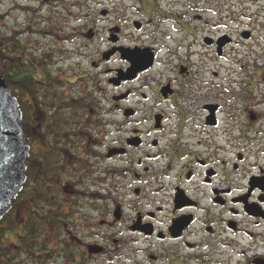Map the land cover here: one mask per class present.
Wrapping results in <instances>:
<instances>
[{
    "label": "flooded vegetation",
    "instance_id": "1",
    "mask_svg": "<svg viewBox=\"0 0 264 264\" xmlns=\"http://www.w3.org/2000/svg\"><path fill=\"white\" fill-rule=\"evenodd\" d=\"M6 1L0 76L28 156L0 264H264V122L191 100L204 62L188 40L218 0L79 3L54 34L61 60L21 38Z\"/></svg>",
    "mask_w": 264,
    "mask_h": 264
},
{
    "label": "rangeland",
    "instance_id": "2",
    "mask_svg": "<svg viewBox=\"0 0 264 264\" xmlns=\"http://www.w3.org/2000/svg\"><path fill=\"white\" fill-rule=\"evenodd\" d=\"M13 1L16 4L6 1L3 11L9 12L12 20L20 19V31L25 32L29 27L30 32L21 38L28 39L30 44L38 43L42 52L50 58L61 60L63 54L57 50L64 48L66 51L68 45L62 46L55 40L54 34L61 33L65 25L63 21L72 7L88 0ZM203 5L205 8L212 4L204 0ZM15 6L23 8L19 10ZM214 8L217 10L214 14H204L209 21V25H203L205 31H198L193 42L188 40L189 44H194L192 51L204 62L197 63V67L193 68L201 91L197 93L194 89L192 95L190 92L191 100H217L222 103L224 107L219 115L222 123L225 107H231L237 115L231 111L230 125H235L236 116V124L240 122L238 114L243 107L242 114L250 117L251 112L255 118L258 117L250 123L255 128L264 122V0H218L214 2ZM76 16H83L80 8ZM35 31L44 33H31ZM207 37L228 40L224 60L217 59L216 47L211 48L204 43ZM213 72L217 73V78L212 77Z\"/></svg>",
    "mask_w": 264,
    "mask_h": 264
},
{
    "label": "water",
    "instance_id": "3",
    "mask_svg": "<svg viewBox=\"0 0 264 264\" xmlns=\"http://www.w3.org/2000/svg\"><path fill=\"white\" fill-rule=\"evenodd\" d=\"M225 44V40L217 42L218 54ZM21 121L18 104L0 76V221L10 210L25 181L28 146Z\"/></svg>",
    "mask_w": 264,
    "mask_h": 264
}]
</instances>
